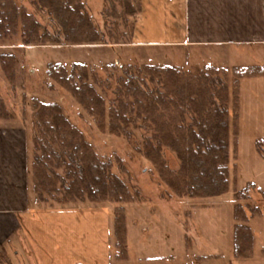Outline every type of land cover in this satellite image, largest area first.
<instances>
[{
  "label": "rangeland",
  "instance_id": "1",
  "mask_svg": "<svg viewBox=\"0 0 264 264\" xmlns=\"http://www.w3.org/2000/svg\"><path fill=\"white\" fill-rule=\"evenodd\" d=\"M15 1L34 14L45 29L57 32L54 20L33 0ZM106 2L104 15L112 8ZM105 19L109 22L103 33L115 36L114 20ZM127 26L125 30L117 27L121 38L129 33L130 24ZM141 50L146 55L138 51L139 57L131 58L112 45H24L21 27L9 38L0 33V53L14 55L9 74L13 79L0 64V96L14 115L0 120V135L27 147L29 164V208L19 214L0 213V264H27V260L30 264H264V77L250 75L236 82L239 75L233 73L236 67L232 66L240 64L250 71L253 63L248 53L205 51L201 58L177 54L174 59L168 51ZM74 62L87 65L89 81L105 98L108 109L117 104L119 79L127 72L135 73L136 68L145 72L146 66H173L185 77L207 71L225 80L231 113L228 190L216 197L178 196L141 152L145 139L153 134L150 128L139 122L129 129V137L115 135L108 127L99 128L77 98L49 76L50 63H62L70 69ZM35 99L59 103L100 158L110 161L113 171L126 179L132 192L139 191L143 200L128 204L88 199L38 201L32 180ZM163 153L169 167L178 170L176 153L166 147ZM238 206L242 217L236 215ZM118 207L125 210L130 254L126 261L117 258L114 220ZM237 225L249 227L252 234L247 256L235 251Z\"/></svg>",
  "mask_w": 264,
  "mask_h": 264
},
{
  "label": "trees",
  "instance_id": "2",
  "mask_svg": "<svg viewBox=\"0 0 264 264\" xmlns=\"http://www.w3.org/2000/svg\"><path fill=\"white\" fill-rule=\"evenodd\" d=\"M55 22L52 34L34 14L15 0H0V33L6 38L22 29L24 45L108 44L111 39L93 22L84 0H33ZM112 4L109 16L128 27L129 17L139 13V0H106ZM108 22V21H106ZM109 36V38L107 37ZM113 42V43H114ZM14 55L0 53V64L9 75ZM12 68V69H11ZM135 69V68H134ZM127 72L119 79L117 104L108 109L105 98L89 81L87 65L74 62L70 69L62 63H50L48 74L84 106L101 129L109 128L119 136H130L129 129L141 123L153 134L145 139L141 152L156 167L164 183L178 196L216 197L229 188L230 175V93L227 82L207 71L185 77L173 66H146ZM261 69L234 68L236 82L258 74ZM238 99L237 90L234 92ZM36 135L32 162L33 190L37 200L62 203L91 200L128 204L143 200L132 192L110 161H103L83 133L64 115L57 102L35 99ZM0 96V120L13 118ZM237 118V113L234 114ZM170 148L180 160L178 170L169 167L163 153ZM61 170L64 172H61ZM241 193L238 192L237 196ZM236 215L244 216L241 207ZM117 258L128 260L125 210L115 209ZM236 254L247 256L252 234L249 227L235 228Z\"/></svg>",
  "mask_w": 264,
  "mask_h": 264
},
{
  "label": "crops",
  "instance_id": "3",
  "mask_svg": "<svg viewBox=\"0 0 264 264\" xmlns=\"http://www.w3.org/2000/svg\"><path fill=\"white\" fill-rule=\"evenodd\" d=\"M85 1L94 24L105 32L106 0ZM139 2V13L129 17V33L121 38L119 29L114 31L115 39L122 42L100 45H112L124 57L131 58L146 55L141 50L143 48L168 51L174 59L178 55L201 58L205 51H226L231 55L233 50L236 54L248 53L253 63L251 67L261 69L255 76L264 77V0ZM109 20L120 22L110 16ZM120 28L126 29L124 26ZM232 67L243 68L240 64ZM8 139L0 135V213L10 211L19 214L29 208L27 147H19L13 138ZM26 263L30 264L28 260Z\"/></svg>",
  "mask_w": 264,
  "mask_h": 264
}]
</instances>
